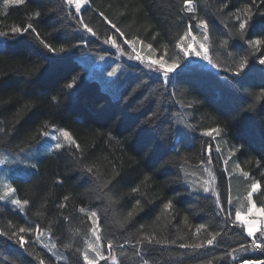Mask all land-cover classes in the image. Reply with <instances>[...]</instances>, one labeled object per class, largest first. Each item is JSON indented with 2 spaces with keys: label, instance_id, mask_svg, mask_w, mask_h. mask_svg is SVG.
I'll return each mask as SVG.
<instances>
[{
  "label": "trees",
  "instance_id": "16d2710c",
  "mask_svg": "<svg viewBox=\"0 0 264 264\" xmlns=\"http://www.w3.org/2000/svg\"><path fill=\"white\" fill-rule=\"evenodd\" d=\"M191 4L193 13L184 0H89L75 18L64 0H23L0 8V31L8 34L0 37V152L31 154L50 127L68 131L79 145L63 144L35 161V169L18 168L13 174L16 197L28 204L23 212L0 204V264H40L41 259L84 264L93 211L109 252L98 264L264 262V253L240 247L255 237L234 222L228 202L257 183L253 200L264 209V0ZM247 8L248 26L241 34L237 17L244 19ZM71 13H76L73 7ZM80 18L100 39L83 31ZM201 19L208 25L210 67L185 66L165 82L161 73L124 61L121 78L109 85L104 73L91 69L97 56L118 59L103 43L109 36L123 48L125 40L144 42L155 57L175 53L181 37L194 32ZM30 23L35 32L12 35L13 27ZM41 39L66 51L49 52ZM254 40L262 44L251 46ZM242 62L245 69L239 68ZM74 78L77 86L68 89ZM213 128L218 135H203ZM215 139L224 154L232 149L229 166L248 173L230 179L215 166L223 212L196 183ZM29 226L31 234L19 232ZM37 226L55 247L37 239ZM20 235L24 247L17 242Z\"/></svg>",
  "mask_w": 264,
  "mask_h": 264
},
{
  "label": "rangeland",
  "instance_id": "374dc122",
  "mask_svg": "<svg viewBox=\"0 0 264 264\" xmlns=\"http://www.w3.org/2000/svg\"><path fill=\"white\" fill-rule=\"evenodd\" d=\"M14 4L16 3L11 2V0L7 4L5 3V0H0V8L6 7L9 5H14ZM87 4H89V0H87V3L83 5L82 8L85 7ZM72 7L75 9L74 5ZM185 34L183 36L184 39L183 40L180 39L179 41L182 47L187 48L189 45H191V47L188 49L190 53L195 52L197 50H200L201 52L206 50L207 55L209 57L208 34H207V39H205V29L203 27H198L194 32L191 31L190 35H185ZM132 42H133V45L131 47L129 46V44H126L125 42H123L126 48L120 47V45H117V44H116L117 47H113L111 43H109L110 48H112L116 52V56L118 59H112L110 57L104 56V54L97 56L98 62L95 63L91 69L99 70L100 74L104 73L103 79L104 80L108 79L107 81L108 85L116 83L121 78L123 69L125 67L124 65L125 62H133V63L135 62V63L141 64L140 61L129 58V57H134L137 54H139L144 60V64L142 65L149 64L151 63V61L159 60L161 58L164 60L165 66H167L168 64L174 63L176 67L169 74V76L173 75L178 69L185 67V66H194V65L195 66L201 65L203 67L212 66V64H210L207 60L203 59L202 56L200 57L195 56V55L184 56L183 52L178 48L175 53L164 52V54L160 53L159 55H156L155 57H151L148 54V50L143 46L144 42L143 43L137 42V41H132ZM201 45L204 46L203 49H201ZM133 48L135 49V51L133 50ZM101 56H103L104 58L101 59L100 58ZM107 65H110L111 69ZM113 68L117 69L116 74L113 76H109L108 73L111 72ZM152 70H155L163 75V69H161L158 64H152ZM103 83L105 85L107 84L104 81ZM59 129L61 128L59 127L48 128L47 131L55 135L57 137V140H53L51 135L48 137L43 136L42 139L35 146L34 150L32 151L33 153L31 154L29 153L19 154L15 156V155L7 154L4 152H0V160L4 161V163H0V196L4 197L3 200H0V204L3 207L16 209V210L23 212L24 206L23 208H20L18 206L13 205L11 202L12 200L18 199L16 197L15 190L12 186V180H11L12 176L13 174L14 176L18 174V168H21L24 170L25 168L35 169L36 166L31 167V165H35L34 163L35 161L41 159L44 156L52 154L53 151L55 150L54 147L50 148L49 147L50 145L54 146L56 142H60L62 145L71 144L63 136L60 135ZM207 152H208V155L211 156V163L208 162L209 160V157H208L207 162L203 165V168H202L203 169L202 176H200V180L196 181V183H198V186L201 187L202 191L204 187H208L210 190L208 193L212 194L216 199H218L219 193L217 191L216 179L214 175L215 166H218L224 169L227 172L230 179L232 177H237L239 175L242 176L243 174L235 164L233 165L232 168L231 166H229L230 161L232 160L233 151L230 148V150H227L226 154H224L221 146L217 142V139H215L212 147H208ZM225 161H228V163L225 164ZM28 162L31 163V165L29 164V167H26ZM20 164L23 167L19 166ZM9 188H12L14 191L9 192L8 191ZM258 189H259V186H258ZM248 193L242 194L236 197H233V195L230 196L228 202L233 207V209H231L233 211L232 212L233 220L234 222L238 223L239 225L243 227L242 222L237 221L236 215H235L237 211H240L242 214V220L248 221V222H255L258 228L264 227V215H262L259 211H255L253 213L248 212V209L250 207ZM255 193H253V195ZM252 200H253V196H252ZM256 207L257 209H261L257 205ZM92 219H97V217L92 218ZM94 229H98V231L96 232V235H100L98 223L92 226L90 236L88 237L86 241V247H85L84 254H88L90 258L96 255L94 248L97 246V241H96V236L93 234ZM257 235H260V233L257 232ZM39 239H42L45 243H47L45 245H47L49 248L52 249L53 245L50 244V241L52 240L49 234L40 233ZM100 248L105 256V259H101L98 262L102 260H106L109 257V252L105 253L102 245L100 246ZM111 263H114V261L111 260Z\"/></svg>",
  "mask_w": 264,
  "mask_h": 264
},
{
  "label": "snow or ice",
  "instance_id": "6c2138e0",
  "mask_svg": "<svg viewBox=\"0 0 264 264\" xmlns=\"http://www.w3.org/2000/svg\"><path fill=\"white\" fill-rule=\"evenodd\" d=\"M10 0H5V3H9ZM11 2H14L16 4H21L23 3V0H11ZM255 2V0H253V3ZM64 3L66 5H68L69 7V16L72 17V18H75L76 16H79L81 14V11H82V6L85 5L87 3V0H64ZM184 3H185V7H186V11L188 13H193L194 12V9L193 7L191 6V0H184ZM75 6V9H76V13L75 15H73L71 13V8L72 6ZM250 12H251V9L250 8H247L245 13H244V19H241L240 17H237V22L239 24V29L241 30V34H243V31L246 29V27L248 26V19H249V15H250ZM38 15V14H37ZM101 15L103 16L104 14L101 13ZM262 15H264V13H262ZM80 25H82L83 27V31L86 32V33H89L91 34V36H94L96 37L97 39H100L99 35L97 34L96 31H94L87 23H85V21L80 18L78 21H77ZM105 23H109L111 24V27L112 28H115L116 31H120V29L115 25V24H112L111 21H108L107 18L105 17ZM197 27H203L205 29V39H207V29H208V25L205 23L204 20H200L199 21V24L197 25ZM29 31H32V32H35L36 29L33 27V25L30 23L27 25V27H13L11 29V33L12 35H20L22 33H27ZM191 34V29H189V32H187L185 35H190ZM8 34L3 32V31H0V37H5L7 36ZM121 35H123V33H121ZM184 37H181V40H183ZM126 44H129V46L131 47L133 45V42L132 41H129V40H125L124 41ZM40 43L43 45L44 48H46L49 52H53V53H63L66 51L65 48L61 47V48H54L52 47L50 44L46 43L44 40H40ZM84 45L87 44V41H83L82 42ZM103 43L104 44H109L111 43V45L113 47H117L116 45V41L113 39L112 36H109L107 39H104L103 40ZM249 44L251 46H259L262 44V42L260 40H254V41H249ZM78 45H72L71 47H77ZM149 47H151V45H149ZM176 47L178 49H180L184 56H189V55H195V56H202L203 59L207 60L210 64H212V60L209 59L208 55H207V51H203L201 52L200 50H197L195 52H192L190 53L189 52V48L191 47V45H189L187 48L185 47H182L181 43H177L176 44ZM204 46L201 45V49H203ZM133 50L135 51V49L133 48ZM257 50H259V48H257ZM101 59H103L104 57L101 56L100 57ZM130 59H135V60H138L141 62V64H144V60L143 58L137 54L135 55L134 57H129ZM152 64H158L160 66L161 69H163V77H164V80L165 82H170V76L169 74L173 71V69L176 67V65L173 63V64H168L167 66H165V62L164 60L161 58L159 60H154V61H151V63L149 64H145V67L146 68H149L150 70H152ZM260 64L261 65H264V58L260 59ZM216 65L213 64V67H215ZM246 65L244 62H242L240 65H239V68L240 69H245ZM227 70V69H225ZM116 71L117 69L116 68H113L111 72L108 73L109 76H113L116 74ZM240 73L238 72L237 75H239ZM157 79H159V75L157 76ZM77 86V80L74 78L72 80V82L68 83L66 85V87L68 89H74L75 87ZM191 105H189L190 107ZM149 123H151V120L149 121ZM190 127V126H189ZM0 131H2V129H0ZM220 130L217 129V128H213L211 130H208V131H205L203 133L204 136H212L213 133H216L217 135L219 134ZM59 133L61 136H63L67 141H69L71 144L73 145H76L77 148H79V145L77 144V142L72 139V137L70 136L69 132L68 131H65L63 129H59ZM41 135L45 136V137H48V136H52V139L53 140H57V137L53 134H51L50 132L48 131H44L41 133ZM50 148L51 147H54L55 149H61L63 147V145L60 143V142H56L54 144V146L50 145L49 146ZM209 163H211V156H209V160H208ZM0 163H4L3 160H0ZM228 161H225V164H227ZM31 167H35V165H31ZM87 171L91 172L92 169L91 168H88ZM211 175V173H210ZM243 175L245 177H247L248 173H243ZM257 189H258V184L257 183H252L251 184V191H249L248 193V199H249V204H250V207L248 209V212L249 213H253L255 211H259L262 215H264V209H257L256 207V204L253 202L252 200V196H253V193L257 192ZM9 192H12L14 191L12 188H9L8 189ZM135 191V189L133 190ZM203 191L205 193H208L210 190L208 187H204L203 188ZM4 197L3 196H0V200H3ZM65 200H67V197H65ZM13 205L15 206H18L20 208H23L24 205L28 204V201L25 200V201H21L19 199H15V200H12L11 201ZM139 203V201H138ZM216 204L218 205V207L220 208V211L223 212L224 209H223V204H222V201L218 198L216 200ZM61 208L64 207L63 204L60 205ZM164 207L167 209L169 207V204H165ZM81 212L84 211V208H81L80 209ZM219 214V213H218ZM236 220L237 221H241L242 224H243V227H244V230L246 231L247 233V237H255L254 239H252L251 241V244L246 246L245 244L241 243L240 247L245 251H249V248H251L252 250H259L260 252L264 253V227H261V228H258L256 223L255 222H248V221H244L242 220V214L240 211H237L236 212ZM97 217V213L96 212H91L90 214V218H96ZM67 219V218H65ZM92 223L93 225H96L98 223V219H92ZM204 225H200V228H203ZM200 228L197 229V231L199 232L200 231ZM36 233H37V239L40 238V233H41V228L39 226H37V228L35 229ZM98 231V229H94L93 230V234L96 236V241H97V246L94 248V251L96 253V255L92 258H90V256L88 254H84L83 255V260H84V264H98V261L101 260V259H105V256L103 254V252L101 251V248L100 246L102 245L103 241H102V237L100 235H96V232ZM19 232L20 233H28V234H31L33 232V229L31 226L29 227H21L19 228ZM257 232L260 233L259 236H257ZM218 235V234H217ZM16 236V233H13L12 234V237H15ZM10 237V238H12ZM153 239L154 238H148V237H145V240L147 241L148 244H151L153 242ZM216 239V236H213L212 239H208L206 241V243L208 245H212L213 244V241ZM21 247H24L25 244H26V240H25V237L23 235H20L18 237V241H17ZM137 243H140V244H143V241H137ZM156 243H160L159 241H156ZM205 245L204 244H192V245H188V244H180V247L181 248H194V249H200V248H203ZM53 247H55V245H53ZM114 247L113 245V242L111 240L108 241V249L109 251L112 250V248ZM123 247V246H121ZM228 255H232V253H228ZM40 264H44V260L41 259L40 260ZM144 264H148L147 260L144 261ZM261 264H264V262H261Z\"/></svg>",
  "mask_w": 264,
  "mask_h": 264
}]
</instances>
